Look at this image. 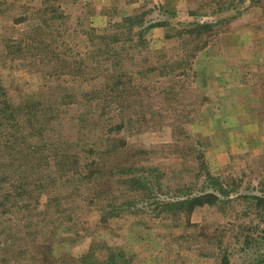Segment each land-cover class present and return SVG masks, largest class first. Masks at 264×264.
<instances>
[{
  "label": "rangeland",
  "instance_id": "374dc122",
  "mask_svg": "<svg viewBox=\"0 0 264 264\" xmlns=\"http://www.w3.org/2000/svg\"><path fill=\"white\" fill-rule=\"evenodd\" d=\"M0 264H264V0H0Z\"/></svg>",
  "mask_w": 264,
  "mask_h": 264
}]
</instances>
